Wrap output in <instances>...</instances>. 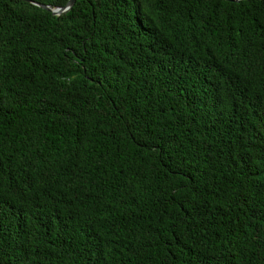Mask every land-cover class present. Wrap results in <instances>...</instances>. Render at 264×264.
I'll use <instances>...</instances> for the list:
<instances>
[{
	"label": "trees",
	"instance_id": "obj_1",
	"mask_svg": "<svg viewBox=\"0 0 264 264\" xmlns=\"http://www.w3.org/2000/svg\"><path fill=\"white\" fill-rule=\"evenodd\" d=\"M0 264H264V0H0Z\"/></svg>",
	"mask_w": 264,
	"mask_h": 264
},
{
	"label": "water",
	"instance_id": "obj_2",
	"mask_svg": "<svg viewBox=\"0 0 264 264\" xmlns=\"http://www.w3.org/2000/svg\"><path fill=\"white\" fill-rule=\"evenodd\" d=\"M18 1L25 2V3H28L32 6L38 7L40 9L50 13L52 16H59V15L66 13L74 3V0H67L63 7L52 9V8L47 7V6L37 4L31 0H18ZM225 1H233V0H225ZM237 1H240V0H237Z\"/></svg>",
	"mask_w": 264,
	"mask_h": 264
}]
</instances>
